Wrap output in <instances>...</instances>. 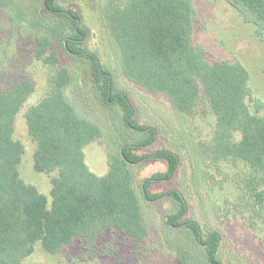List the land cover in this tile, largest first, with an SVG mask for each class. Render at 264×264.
I'll return each instance as SVG.
<instances>
[{
  "label": "trees",
  "instance_id": "trees-1",
  "mask_svg": "<svg viewBox=\"0 0 264 264\" xmlns=\"http://www.w3.org/2000/svg\"><path fill=\"white\" fill-rule=\"evenodd\" d=\"M65 1L40 0L31 27L53 22L46 34L69 56L86 64L96 98L104 105L119 107L124 127L145 137L123 144L117 158L108 161L104 176L90 172L82 149L96 141L101 131L78 116L64 93L70 82L68 71L56 65L54 44L48 36L39 39L33 56L52 70L49 92L26 110L24 118L35 143L33 169L56 176L48 199L19 174L24 148L13 138L14 124L34 91V83L23 80L0 88V264H22L36 245L48 255H55L73 241L91 247L111 231L142 242L147 227L133 176L125 168L148 162H160L165 170L141 182L143 199L155 202L171 198L176 208L167 215L165 224L186 234L200 251L196 262L191 260L190 245L186 250L178 248L179 264H224L219 255L220 234L203 229L188 215V203L179 191H150L154 182L174 176L179 158L167 150L143 152L153 144L155 130L134 121L128 98L115 91L111 73L87 49L88 31L79 12L63 5ZM225 1L256 26L257 38L264 43V0ZM100 12L120 52L126 78L150 92L166 95L178 111L189 115L206 100L216 124L201 154L214 163H231L241 191L236 198L238 210L249 212L251 219L264 227V101L252 97L245 67L225 60L210 61L205 51L195 46L193 0H107ZM245 224L256 228V223Z\"/></svg>",
  "mask_w": 264,
  "mask_h": 264
},
{
  "label": "rangeland",
  "instance_id": "rangeland-1",
  "mask_svg": "<svg viewBox=\"0 0 264 264\" xmlns=\"http://www.w3.org/2000/svg\"><path fill=\"white\" fill-rule=\"evenodd\" d=\"M100 1V5H99ZM40 0H0V88L28 80L34 91L16 116L13 138L19 141L24 154L19 166L23 181L31 184L49 199L51 180L56 173H37L33 169L35 143L31 140L24 118L26 110L39 103L49 92L52 70L34 59L37 41L48 36L51 21L34 24V12ZM107 0H67L66 7H75L82 26L88 31L86 47L95 53L104 69L112 75L115 91L128 98L138 125L155 130V139L144 153L167 150L179 158L174 176L154 182L151 192L179 191L188 203V215L203 229L217 231L221 236L219 255L224 264H264V227L250 213L240 212L236 198L240 194L236 169L231 163H214L204 153L203 145L213 136L216 120L206 100H202L191 115L178 111L161 93H153L125 77L121 56L111 39L106 19L101 14ZM195 17L193 42L202 48L210 61L225 60L240 63L249 73L252 97L264 101V43L256 35V26L246 22L225 0H193ZM81 7V8H80ZM13 10V11H12ZM17 15V16H14ZM59 68L68 71L70 82L65 96L78 116L94 123L100 137L82 149L90 172L98 177L109 169L108 161L117 158L120 147L145 137L144 133L124 127L119 107L104 105L96 98L89 84L86 64L69 56L49 35ZM48 39V40H49ZM252 108V103L247 101ZM239 139V134L236 135ZM132 176V185L140 200L147 231L145 239L136 243L123 234L111 231L101 235L94 246L73 241L55 255H48L36 245L22 264H179L178 248L189 247L191 260L198 262L200 251L188 236L165 224L176 205L164 197L155 202L143 199L141 182L165 166L160 162L140 163L125 168ZM245 223H256L255 229Z\"/></svg>",
  "mask_w": 264,
  "mask_h": 264
}]
</instances>
